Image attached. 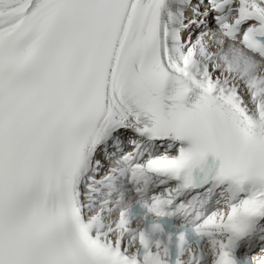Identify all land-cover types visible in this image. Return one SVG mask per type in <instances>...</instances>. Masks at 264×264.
Here are the masks:
<instances>
[{
  "label": "snow or ice",
  "instance_id": "snow-or-ice-1",
  "mask_svg": "<svg viewBox=\"0 0 264 264\" xmlns=\"http://www.w3.org/2000/svg\"><path fill=\"white\" fill-rule=\"evenodd\" d=\"M0 264H264V0H0Z\"/></svg>",
  "mask_w": 264,
  "mask_h": 264
}]
</instances>
